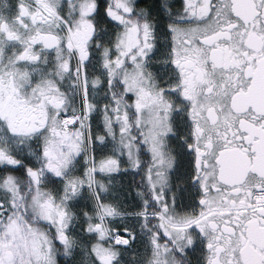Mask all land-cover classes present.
<instances>
[{"label": "snow or ice", "instance_id": "obj_1", "mask_svg": "<svg viewBox=\"0 0 264 264\" xmlns=\"http://www.w3.org/2000/svg\"><path fill=\"white\" fill-rule=\"evenodd\" d=\"M0 264H264V0H0Z\"/></svg>", "mask_w": 264, "mask_h": 264}]
</instances>
